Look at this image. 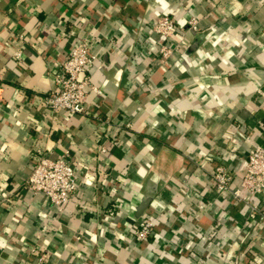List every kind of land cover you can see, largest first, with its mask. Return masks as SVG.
<instances>
[{
  "label": "crops",
  "instance_id": "1",
  "mask_svg": "<svg viewBox=\"0 0 264 264\" xmlns=\"http://www.w3.org/2000/svg\"><path fill=\"white\" fill-rule=\"evenodd\" d=\"M164 16L189 43L168 70ZM78 40L103 94L84 115L53 113L43 100ZM0 81V264H264V222L211 180L264 148V0H0ZM62 149L81 185L60 213L26 182ZM254 203L264 216V194Z\"/></svg>",
  "mask_w": 264,
  "mask_h": 264
},
{
  "label": "built area",
  "instance_id": "2",
  "mask_svg": "<svg viewBox=\"0 0 264 264\" xmlns=\"http://www.w3.org/2000/svg\"><path fill=\"white\" fill-rule=\"evenodd\" d=\"M198 26V20L192 19L188 23L189 30ZM162 43L156 60L158 69H170V61L189 48L185 36L188 31L179 28L175 21L168 16L157 20L153 28ZM179 38V39H177ZM21 42L24 36L18 38ZM22 48L14 52V57L20 59ZM98 59L87 40H78L70 51L68 58L55 72L54 89L44 98V107L53 113H66L71 116L84 115L88 109L89 93L102 96L103 92L92 85L88 68ZM3 102V87L0 81V103ZM100 153H106L101 147ZM71 152L62 149L57 158L40 157L31 176L26 182V188L35 195H43L57 210L62 213L69 202L77 195L81 177L70 159ZM236 172L224 165L216 166L211 172L213 186L219 194L231 196L238 203L251 208L264 222V216L254 200L264 194V148L258 146L249 153L239 172L240 185L235 186ZM156 222L151 216H145L141 225L132 232L134 239L145 242L155 235ZM34 254L40 262H45L47 254L39 246L33 248Z\"/></svg>",
  "mask_w": 264,
  "mask_h": 264
},
{
  "label": "water",
  "instance_id": "3",
  "mask_svg": "<svg viewBox=\"0 0 264 264\" xmlns=\"http://www.w3.org/2000/svg\"><path fill=\"white\" fill-rule=\"evenodd\" d=\"M148 203H149V202H145L144 206L141 207V210H142L143 208H145V207L148 205Z\"/></svg>",
  "mask_w": 264,
  "mask_h": 264
}]
</instances>
